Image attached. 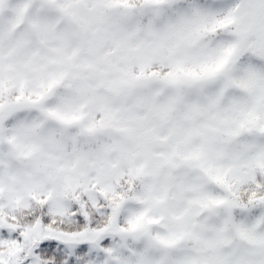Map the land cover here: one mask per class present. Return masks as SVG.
I'll return each mask as SVG.
<instances>
[{
    "label": "snow or ice",
    "instance_id": "snow-or-ice-1",
    "mask_svg": "<svg viewBox=\"0 0 264 264\" xmlns=\"http://www.w3.org/2000/svg\"><path fill=\"white\" fill-rule=\"evenodd\" d=\"M0 264H264V0H0Z\"/></svg>",
    "mask_w": 264,
    "mask_h": 264
}]
</instances>
